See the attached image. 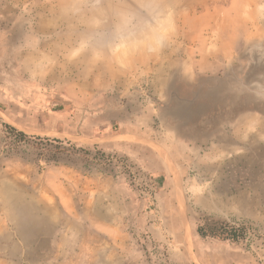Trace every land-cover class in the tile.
<instances>
[{
	"label": "rangeland",
	"instance_id": "1",
	"mask_svg": "<svg viewBox=\"0 0 264 264\" xmlns=\"http://www.w3.org/2000/svg\"><path fill=\"white\" fill-rule=\"evenodd\" d=\"M0 264H264V0H0Z\"/></svg>",
	"mask_w": 264,
	"mask_h": 264
},
{
	"label": "trees",
	"instance_id": "2",
	"mask_svg": "<svg viewBox=\"0 0 264 264\" xmlns=\"http://www.w3.org/2000/svg\"><path fill=\"white\" fill-rule=\"evenodd\" d=\"M5 130L9 137H13L16 142L25 141L29 138H34L42 142L44 146L41 148V152H39V156L41 159H44L45 162L48 161H59L60 154L66 152L70 149L74 150L76 146L68 142L69 148L61 147L62 141L57 138H47L40 136H29L23 130L18 129L17 127L3 123ZM45 143V144H44ZM83 153H89V150H83ZM101 151L97 150L98 159L103 154H99ZM197 233L202 238L210 237L219 239L222 241H230L233 243L247 242L248 235L250 233V227L245 223H237L230 222L227 220H214L210 218H203L201 223L197 227Z\"/></svg>",
	"mask_w": 264,
	"mask_h": 264
},
{
	"label": "clouds",
	"instance_id": "3",
	"mask_svg": "<svg viewBox=\"0 0 264 264\" xmlns=\"http://www.w3.org/2000/svg\"><path fill=\"white\" fill-rule=\"evenodd\" d=\"M133 18H128L122 25H118L112 44L110 45L113 54H127L130 50H135L143 46L146 51L157 53L167 46L169 37L174 31L172 15H162L154 17L153 21L147 23L151 35L144 40L135 38V32L131 30ZM83 49V46H81Z\"/></svg>",
	"mask_w": 264,
	"mask_h": 264
}]
</instances>
